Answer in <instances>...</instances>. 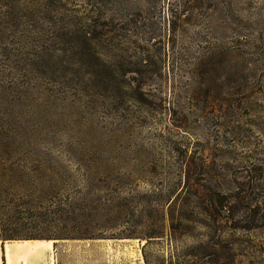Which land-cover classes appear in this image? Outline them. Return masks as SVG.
<instances>
[{"label": "rangeland", "instance_id": "rangeland-1", "mask_svg": "<svg viewBox=\"0 0 264 264\" xmlns=\"http://www.w3.org/2000/svg\"><path fill=\"white\" fill-rule=\"evenodd\" d=\"M1 145L15 264H264V0H0Z\"/></svg>", "mask_w": 264, "mask_h": 264}, {"label": "bare ground", "instance_id": "bare-ground-1", "mask_svg": "<svg viewBox=\"0 0 264 264\" xmlns=\"http://www.w3.org/2000/svg\"><path fill=\"white\" fill-rule=\"evenodd\" d=\"M45 246V248H44ZM52 241L19 240L5 243L3 260L5 264H15L31 254L42 255L44 251L52 250ZM0 264H2L0 259ZM52 264V263H51Z\"/></svg>", "mask_w": 264, "mask_h": 264}, {"label": "trees", "instance_id": "trees-1", "mask_svg": "<svg viewBox=\"0 0 264 264\" xmlns=\"http://www.w3.org/2000/svg\"><path fill=\"white\" fill-rule=\"evenodd\" d=\"M24 153H28V152H25V150H20L18 148H13V147L5 146V145L0 146V158L10 157L12 155H18V154H24ZM5 197L9 202H11V199L9 198L8 194H6ZM18 200L19 201L24 200V201L30 202V199L27 196H24V197L22 196V197L18 198ZM19 207L20 206H17L16 209H19ZM18 237H20V236L16 235V234H7V235H5V239H3V240H19ZM21 237H24V236H21Z\"/></svg>", "mask_w": 264, "mask_h": 264}, {"label": "crops", "instance_id": "crops-1", "mask_svg": "<svg viewBox=\"0 0 264 264\" xmlns=\"http://www.w3.org/2000/svg\"><path fill=\"white\" fill-rule=\"evenodd\" d=\"M5 243L6 242L4 243L0 242V259H1L2 264H5V261L3 260V251H4Z\"/></svg>", "mask_w": 264, "mask_h": 264}]
</instances>
